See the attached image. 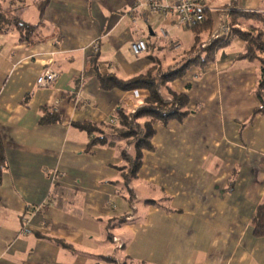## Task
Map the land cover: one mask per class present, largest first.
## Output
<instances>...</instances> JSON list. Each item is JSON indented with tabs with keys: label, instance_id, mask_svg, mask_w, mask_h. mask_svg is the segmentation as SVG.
Returning <instances> with one entry per match:
<instances>
[{
	"label": "crops",
	"instance_id": "0c3cea01",
	"mask_svg": "<svg viewBox=\"0 0 264 264\" xmlns=\"http://www.w3.org/2000/svg\"><path fill=\"white\" fill-rule=\"evenodd\" d=\"M39 1L0 0V14L36 25L27 40L11 23L0 33V264H95L104 256L129 264H264V237L251 227L264 204V111L253 115L260 59L239 57L244 42L234 37L212 62L172 82L190 112L155 124L129 200L121 146L88 149L92 134L76 125L114 124L116 110L138 107L145 90L138 97L104 91L98 74L144 72L148 55L172 50L159 29L176 41L177 26L135 11L134 0H49L42 16ZM201 1L211 19L203 40L224 35L231 16L243 27L253 22L233 11L264 20V0ZM257 27L264 42V22ZM138 37L149 48L134 56L129 47ZM44 69L56 73L48 87L36 84Z\"/></svg>",
	"mask_w": 264,
	"mask_h": 264
},
{
	"label": "trees",
	"instance_id": "16d2710c",
	"mask_svg": "<svg viewBox=\"0 0 264 264\" xmlns=\"http://www.w3.org/2000/svg\"><path fill=\"white\" fill-rule=\"evenodd\" d=\"M49 0H40L37 3L39 15L42 16ZM204 18L192 30L195 32L191 47L185 52L179 61L167 65L160 56L148 55L149 66L144 72L127 79L119 78L113 74L100 75L98 80L100 88L104 91L118 89L120 91H132L144 89L147 91L144 103L132 110L122 108L116 110L115 123L91 124L81 123L78 128L92 134L87 148L97 144L117 145L120 148V157L123 165L121 171V182L124 191L133 198L134 194L130 183L137 178V173L142 163L143 154L152 151L151 138L155 133V124H166L171 120L181 121L190 112L188 108V96L185 93L176 91L171 83L181 79L191 66H203L213 61L215 53L226 47L232 38L238 37L244 42V52L239 55L249 60L260 59L261 77L257 85L256 95L260 106L253 111V115L264 111V100L262 91L264 89V60L260 53L264 51L262 31L257 27L258 22H264L258 13L247 11H233L238 15L251 19L253 22L243 27L235 16H231L229 32L225 35L214 36L209 40H203V32H209L211 19L208 11L203 9ZM231 14V13H230ZM17 29L22 39H28L33 33L36 25L25 23L16 17L8 18L0 14V33L6 31L9 24ZM209 34V33H208ZM148 48L149 45L147 44ZM148 50V49H147ZM43 121H49L42 118ZM5 165L4 148L0 136V182L2 170ZM120 193V192H119ZM53 195V192L52 194ZM145 203L157 204L156 200L146 199ZM126 216L122 218L124 221ZM252 234L255 237H264V204L258 205L251 218ZM101 261L95 264H129L126 259L118 260L113 256L100 257Z\"/></svg>",
	"mask_w": 264,
	"mask_h": 264
},
{
	"label": "built area",
	"instance_id": "2783aa9c",
	"mask_svg": "<svg viewBox=\"0 0 264 264\" xmlns=\"http://www.w3.org/2000/svg\"><path fill=\"white\" fill-rule=\"evenodd\" d=\"M133 9L137 12L142 10L147 11L149 14H158L163 17L173 18L175 25L182 28H192L200 23L204 18V6L201 0H134ZM222 34L227 35L229 27H222ZM161 39L170 43L172 49L177 50L180 47L178 41H172L170 33L165 28L159 29ZM94 51L97 50V43L92 44ZM130 52L134 56L145 53L148 49L146 41L142 37H138L130 43ZM56 78V73L50 69H44L42 73L36 78V84L40 87H48ZM132 94H136L137 89L132 90ZM113 123L112 119L109 120ZM60 172H53V180L57 179Z\"/></svg>",
	"mask_w": 264,
	"mask_h": 264
},
{
	"label": "rangeland",
	"instance_id": "374dc122",
	"mask_svg": "<svg viewBox=\"0 0 264 264\" xmlns=\"http://www.w3.org/2000/svg\"><path fill=\"white\" fill-rule=\"evenodd\" d=\"M29 1H31V0H29ZM214 3H217L215 0H213L212 2L210 1V3L209 4H211V5H214ZM154 15H156V14H154ZM177 26V25H176ZM194 27H192V28H182V27H180V26H177V30H178V32H179V34H180V36H178L177 34H176V36H178V40H176V39H174V40H176V41H178L179 42V44H180V47L177 49V51H175L174 49H172V50H174V51H172V50H170V51H166V53H168V57H165L164 55L163 56H161V58L162 59H164V61H165V63L167 64V65H169V64H173L175 61H179L184 55H186V51L189 49L187 46H188V43H189V40H188V36H189V39H190V37L193 35V33H194V31L193 30H191V29H193ZM177 33V32H176ZM153 41H154V44L155 45H159V42H157L156 40H157V38L156 37H154L153 36ZM156 41V42H155ZM169 47H171L172 48V46L170 45V43H169ZM171 86H172V83H171ZM172 88H173V86H172ZM173 89H175V88H173ZM144 90V89H143ZM177 91V90H176ZM145 92H146V94H147V91L145 90ZM146 97V96H145ZM145 97H143V99H142V101H141V104H143L144 103V98ZM117 242V241H116Z\"/></svg>",
	"mask_w": 264,
	"mask_h": 264
}]
</instances>
